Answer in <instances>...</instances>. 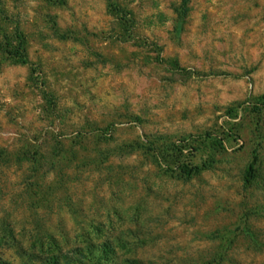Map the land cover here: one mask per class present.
I'll use <instances>...</instances> for the list:
<instances>
[{
	"label": "rangeland",
	"instance_id": "obj_1",
	"mask_svg": "<svg viewBox=\"0 0 264 264\" xmlns=\"http://www.w3.org/2000/svg\"><path fill=\"white\" fill-rule=\"evenodd\" d=\"M47 235L264 264V0H0V258Z\"/></svg>",
	"mask_w": 264,
	"mask_h": 264
},
{
	"label": "trees",
	"instance_id": "obj_2",
	"mask_svg": "<svg viewBox=\"0 0 264 264\" xmlns=\"http://www.w3.org/2000/svg\"><path fill=\"white\" fill-rule=\"evenodd\" d=\"M257 161V158H255L251 164V173H254ZM8 233V238L16 243L17 238L11 232ZM45 238V241L43 239L37 238L36 240L39 242L34 241L29 251H26L23 248L17 250L19 258L27 259L28 261L32 262H39L41 264H73V261H75L77 264H85L86 262L90 264L94 262H96V264H115L114 262L112 263L110 260L106 259L110 257V255H115V251H113L114 242L112 241H108L103 244H94L90 242L87 243L85 247L73 249L66 254L63 249L57 247L58 242L54 236L47 235ZM53 247L56 250H53ZM36 249H38L39 252H37ZM55 252H57V254ZM75 256L80 260H75ZM0 264L14 263H10L9 261H5L0 258ZM137 264L140 263L137 262Z\"/></svg>",
	"mask_w": 264,
	"mask_h": 264
}]
</instances>
